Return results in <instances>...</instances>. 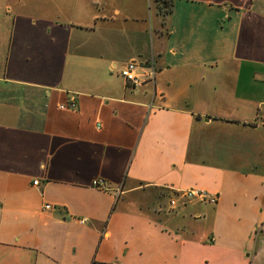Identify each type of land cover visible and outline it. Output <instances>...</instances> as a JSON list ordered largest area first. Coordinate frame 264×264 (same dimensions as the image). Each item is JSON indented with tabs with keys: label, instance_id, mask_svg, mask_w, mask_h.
Here are the masks:
<instances>
[{
	"label": "crops",
	"instance_id": "crops-1",
	"mask_svg": "<svg viewBox=\"0 0 264 264\" xmlns=\"http://www.w3.org/2000/svg\"><path fill=\"white\" fill-rule=\"evenodd\" d=\"M0 264H264V0H0Z\"/></svg>",
	"mask_w": 264,
	"mask_h": 264
},
{
	"label": "built area",
	"instance_id": "built-area-1",
	"mask_svg": "<svg viewBox=\"0 0 264 264\" xmlns=\"http://www.w3.org/2000/svg\"><path fill=\"white\" fill-rule=\"evenodd\" d=\"M156 71L157 66L155 57H150L144 63H137V61L132 60L128 61L121 69V75L132 85H142L146 81H154ZM75 107L76 105L73 101L68 104L60 105V108L62 109H74ZM34 184H37V180L34 181ZM93 185L101 187L104 185V181L101 179H95ZM179 199H181L183 203L193 200L209 202L211 204L217 202V197L215 195L202 189L179 190L168 198V204L171 209L178 206ZM49 207L50 205H46V208Z\"/></svg>",
	"mask_w": 264,
	"mask_h": 264
},
{
	"label": "trees",
	"instance_id": "trees-1",
	"mask_svg": "<svg viewBox=\"0 0 264 264\" xmlns=\"http://www.w3.org/2000/svg\"><path fill=\"white\" fill-rule=\"evenodd\" d=\"M156 7L163 15H168L173 7V0H155Z\"/></svg>",
	"mask_w": 264,
	"mask_h": 264
},
{
	"label": "rangeland",
	"instance_id": "rangeland-1",
	"mask_svg": "<svg viewBox=\"0 0 264 264\" xmlns=\"http://www.w3.org/2000/svg\"><path fill=\"white\" fill-rule=\"evenodd\" d=\"M148 43L150 44L151 42H150V37H149V39H148Z\"/></svg>",
	"mask_w": 264,
	"mask_h": 264
}]
</instances>
